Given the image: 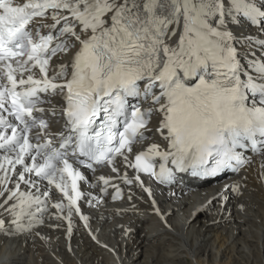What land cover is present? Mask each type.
<instances>
[{"label": "snow or ice", "instance_id": "obj_1", "mask_svg": "<svg viewBox=\"0 0 264 264\" xmlns=\"http://www.w3.org/2000/svg\"><path fill=\"white\" fill-rule=\"evenodd\" d=\"M248 24L264 33V0H0V233L51 208L69 234L74 213L87 226L81 184L120 198L100 167L143 187L141 174L172 185L264 156V60L244 50L264 55V40L230 27Z\"/></svg>", "mask_w": 264, "mask_h": 264}, {"label": "bare ground", "instance_id": "obj_2", "mask_svg": "<svg viewBox=\"0 0 264 264\" xmlns=\"http://www.w3.org/2000/svg\"><path fill=\"white\" fill-rule=\"evenodd\" d=\"M230 27L237 36L243 33L264 40V33H257L249 25L246 29ZM178 34L173 40L178 39ZM244 50L255 52L256 57L264 60L255 44ZM250 58L254 57L250 55ZM57 100L54 97L53 104ZM153 142L164 143L158 136ZM144 146L134 147L138 151ZM251 157L252 162L239 173L209 187L187 184L161 189L144 182L143 187L136 182L126 186L115 178L110 167L100 169L96 176L113 177L112 183L122 188V201L111 202V194H103L100 186L91 188L81 184L82 191L91 193V197L85 195L78 201L80 213L88 217L87 226L74 213L69 234L68 220L55 218L56 210L51 208L43 218L44 223L31 231L12 236L0 233V264H180L182 261L231 264L243 259L247 262L250 256L264 253V169L261 168L264 156ZM116 166L121 174L127 171L130 178L134 175V170L125 169L119 158ZM87 175L90 183L96 182L91 173ZM232 184H239V194L225 191ZM144 188L151 191V196ZM220 194L226 199H215ZM52 199H61V194L55 193ZM0 219H4L6 227H11V217L2 209ZM254 246L261 249L255 250Z\"/></svg>", "mask_w": 264, "mask_h": 264}, {"label": "rangeland", "instance_id": "obj_3", "mask_svg": "<svg viewBox=\"0 0 264 264\" xmlns=\"http://www.w3.org/2000/svg\"><path fill=\"white\" fill-rule=\"evenodd\" d=\"M211 186V185H209ZM207 186V187H209ZM255 250H259L261 249L260 247L254 246L253 247ZM256 255V254H255ZM250 256V258L248 259V261L246 262V260H236L235 262H231V264H264V253H258L256 256ZM180 264H190L189 261L188 262H184L182 261Z\"/></svg>", "mask_w": 264, "mask_h": 264}]
</instances>
